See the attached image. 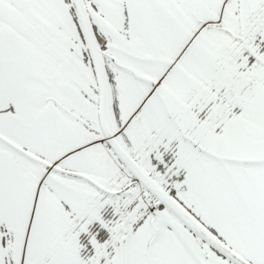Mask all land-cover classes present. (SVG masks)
I'll return each mask as SVG.
<instances>
[{"label": "snow or ice", "instance_id": "obj_1", "mask_svg": "<svg viewBox=\"0 0 264 264\" xmlns=\"http://www.w3.org/2000/svg\"><path fill=\"white\" fill-rule=\"evenodd\" d=\"M0 264H264V0H0Z\"/></svg>", "mask_w": 264, "mask_h": 264}]
</instances>
